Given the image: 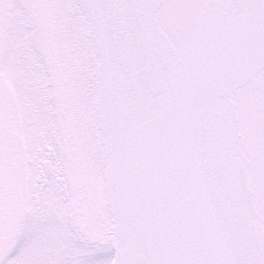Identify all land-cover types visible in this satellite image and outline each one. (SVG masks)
Here are the masks:
<instances>
[{
  "label": "snow or ice",
  "instance_id": "6c2138e0",
  "mask_svg": "<svg viewBox=\"0 0 264 264\" xmlns=\"http://www.w3.org/2000/svg\"><path fill=\"white\" fill-rule=\"evenodd\" d=\"M129 6L189 39L171 118L150 129L157 117L117 102L112 134L84 149L10 114V76L39 60L34 44L51 49L62 16ZM248 83L251 140L236 100ZM0 264H264V0H0Z\"/></svg>",
  "mask_w": 264,
  "mask_h": 264
},
{
  "label": "water",
  "instance_id": "95a60500",
  "mask_svg": "<svg viewBox=\"0 0 264 264\" xmlns=\"http://www.w3.org/2000/svg\"><path fill=\"white\" fill-rule=\"evenodd\" d=\"M85 11L100 55L98 112L103 141L112 134V121L120 115L114 111L117 102L125 114L135 111L141 118L157 117L149 122L150 129L156 120L161 126L175 112L181 67L188 59V37L170 25L168 17L163 27L156 29L151 18L156 10L149 13L129 6ZM161 29L166 38H162ZM256 94L254 83L236 93L240 124L249 140L261 122V114L252 107ZM123 123L131 126L134 120ZM201 134L207 138L212 129L202 128Z\"/></svg>",
  "mask_w": 264,
  "mask_h": 264
},
{
  "label": "flooded vegetation",
  "instance_id": "af4514ba",
  "mask_svg": "<svg viewBox=\"0 0 264 264\" xmlns=\"http://www.w3.org/2000/svg\"><path fill=\"white\" fill-rule=\"evenodd\" d=\"M63 16L60 18V20ZM76 46L81 51V58H77L79 66L83 65L85 71V42L83 37L75 38ZM62 36L59 42H55L52 36V47L49 51L41 50L39 44H34L39 54V60L32 66L25 65L29 72H35L42 81L41 87L30 85L24 67L17 65L9 78L7 87L6 103L12 115H25L38 118L40 112L43 119L53 121L62 134L72 136L78 140L81 147L87 149L89 145L97 144V135L94 131L93 141H85L81 135V128L78 124L80 117L77 109V100L72 94V76L69 67L68 53L65 50ZM73 44V43H72ZM81 48V49H80ZM39 100V104H38ZM41 107L38 111V107Z\"/></svg>",
  "mask_w": 264,
  "mask_h": 264
},
{
  "label": "rangeland",
  "instance_id": "374dc122",
  "mask_svg": "<svg viewBox=\"0 0 264 264\" xmlns=\"http://www.w3.org/2000/svg\"><path fill=\"white\" fill-rule=\"evenodd\" d=\"M79 24L80 20L78 21V18L74 13L64 15L63 18L61 20L59 19L57 24L55 25L53 37L55 42H59V37L62 36L63 43L59 44H63L65 50L68 53L69 67L72 72L71 82L73 84V88H71V91L72 94L75 95V99L77 100V109L80 114V117L78 119V128H81V135H84L85 141L87 143L93 141V138L95 139V136H93L95 126L90 114V108L92 104V89L89 74L92 71V64L91 59L88 58L87 51L85 53V71L83 70V65L79 66L77 62V58H81V51L78 49V46H76L77 44L75 41V38H80V35L82 36V34L80 33V29L82 28ZM39 109H41L40 106L38 107V111ZM42 115L43 114L38 112V118L43 119Z\"/></svg>",
  "mask_w": 264,
  "mask_h": 264
}]
</instances>
